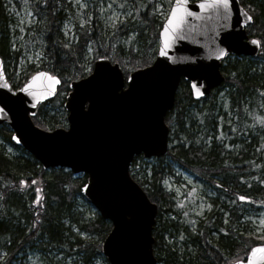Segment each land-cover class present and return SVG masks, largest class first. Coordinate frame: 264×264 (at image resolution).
I'll list each match as a JSON object with an SVG mask.
<instances>
[{"label": "trees", "instance_id": "trees-1", "mask_svg": "<svg viewBox=\"0 0 264 264\" xmlns=\"http://www.w3.org/2000/svg\"><path fill=\"white\" fill-rule=\"evenodd\" d=\"M115 1L127 6L130 14L112 28H105L96 11L97 0L89 1L93 6L82 12V21L70 0H0V58L12 87H19L38 70L60 80L56 95L32 117L35 125L43 129L66 126L63 102L69 83L86 76L96 58L117 62L125 78L152 63L163 23V17L155 12L158 0ZM19 2L34 15L31 24H23L26 36L22 43L38 41L42 60L38 66L28 65L23 78L12 84L8 69L14 71L23 46L10 49L13 18L7 8L19 6ZM239 2L252 17L246 32L260 42L258 55L227 58L221 65L224 81L201 100H194L188 82L181 80L174 105L164 118L171 132L167 154L155 157L150 166L138 155L130 165L131 177L157 205L152 232L157 264H232L243 260L252 246L264 243L244 219L248 209L264 211V0ZM71 17L70 38L62 30ZM87 62L90 66L85 72ZM225 86L230 118L216 105L217 93ZM11 134L6 125H0V144L18 149L7 155L0 145V264H12L19 254L37 247L44 252L75 254L84 259L83 264L97 257L108 264L100 244L110 222L97 212L82 219L76 209L87 175L74 176L58 167L42 168L11 141ZM167 158L214 194L208 197L212 209L205 218L196 220L193 231L170 218L178 213L179 203L162 185L164 176L174 175ZM77 228L89 238L77 233L73 236Z\"/></svg>", "mask_w": 264, "mask_h": 264}, {"label": "water", "instance_id": "water-1", "mask_svg": "<svg viewBox=\"0 0 264 264\" xmlns=\"http://www.w3.org/2000/svg\"><path fill=\"white\" fill-rule=\"evenodd\" d=\"M251 22L239 0H172L150 65L125 79L118 63L100 57L89 75L70 82L67 129L43 130L31 120L39 105L54 97L59 79L38 71L14 90L0 58V125L12 130L14 144L42 168L87 175L81 193L111 223L101 243L109 264H156L157 205L130 176V163L135 155L167 154L164 117L181 79L192 98L201 100L224 80L220 66L228 55H257L259 42L246 33ZM233 264H264V244Z\"/></svg>", "mask_w": 264, "mask_h": 264}, {"label": "rangeland", "instance_id": "rangeland-1", "mask_svg": "<svg viewBox=\"0 0 264 264\" xmlns=\"http://www.w3.org/2000/svg\"><path fill=\"white\" fill-rule=\"evenodd\" d=\"M89 1L90 0H70L71 8H73L74 12L80 16L81 21L83 20L81 18V16H83L82 12L93 6ZM170 4L171 0H158L155 8L157 16L164 17L169 10ZM20 5L7 8L13 18L10 23L11 25L9 26L11 35L10 49L16 50L19 45L23 46L22 55L18 58L14 71L12 70V67H9L8 69L9 73L12 74V84H16L23 78L24 69L28 65L32 64L38 66L42 60V54L36 47L38 41H27L26 45L22 43L24 34L26 36V29H24L23 24H25V27L31 24L34 20V15L26 4L25 7ZM96 11L98 12V16L103 22L105 28H112L119 20H122L130 14V10L127 6H122L115 0H97ZM91 17L92 14H90L89 18ZM72 20L73 17L66 20L63 23L62 30L63 35L69 36L70 38L73 36ZM88 59H90V55L88 56ZM89 66V63L87 62L84 67L85 72L89 70ZM227 89L228 86H225L217 93L216 105L221 108L222 111H226L227 117L230 118L231 112L228 111V101L226 99ZM46 107H49V105ZM262 127L264 128V123H262ZM220 128L221 127L219 126V129ZM169 136H171V132H169ZM0 145L4 147V152L7 155H14L17 153L18 149L15 150L8 143ZM145 160V166H150L154 163V158ZM167 161L172 165L174 175L164 176L162 185L166 191L173 193L179 203L177 206L178 213L172 214L170 218L193 231L196 220L198 218H205L206 214L212 209L213 204L208 200V197H214V194H212L210 190H206L200 182L194 179L191 173L181 168L177 163L169 158H167ZM74 176L78 175L75 174ZM76 209L82 213V219H86V216L88 215L93 217L94 212H97L83 196L82 198H77ZM244 219L248 223V229L253 231L259 239L264 240V211L255 212L252 209H248ZM77 229L73 230V236L77 233L82 238H89L88 233L82 229H78L79 231ZM170 240L172 241L173 239ZM82 260L84 259H79L75 254L64 255L58 250L44 252L37 247L19 254L18 258L15 259L12 264H83ZM87 264H104V262H102L101 257H97L91 263Z\"/></svg>", "mask_w": 264, "mask_h": 264}]
</instances>
